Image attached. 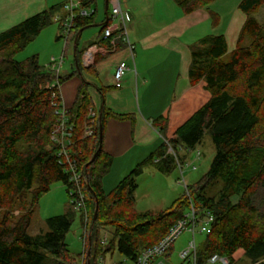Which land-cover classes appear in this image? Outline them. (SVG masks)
<instances>
[{
	"label": "trees",
	"instance_id": "16d2710c",
	"mask_svg": "<svg viewBox=\"0 0 264 264\" xmlns=\"http://www.w3.org/2000/svg\"><path fill=\"white\" fill-rule=\"evenodd\" d=\"M216 1L174 0L185 15ZM95 3L82 0L81 9L93 8ZM65 6L51 7L0 34V264H75L66 244L77 213L72 206L66 214L47 219L46 233L29 234L34 208L51 187L63 183L71 199L75 185L63 163L61 146L52 139L63 108L59 87H51L55 77L39 64L37 56L25 62L15 60ZM262 7L264 0L241 1L239 9L246 22L234 51H228L223 35H208L191 46L190 83L195 86L204 81L211 98L169 141L182 162L181 150L194 151L209 136L215 156L208 172L197 184L187 186V194L166 211L139 213L134 207L137 178L146 167L164 174L177 168L175 157L167 154L166 142L113 190H104L113 159L104 151L101 128L107 119L122 117L103 109L93 136L86 137L93 108L85 86L81 87L75 106L66 110V125L73 128L67 151L85 176L81 188L88 222L80 264H106V256L113 258L115 251L129 264H136L142 251L158 244L191 205L198 216L210 213L214 217L204 242L198 245L203 263L219 255L235 264L234 255L242 250L250 264H264V30L255 18ZM94 16H78L71 38L80 37L79 32L93 25ZM218 24V15L212 14V25ZM66 80L60 75V85ZM165 129L160 127L162 132ZM16 208L21 211L18 217L14 216ZM106 228L114 233L108 244L99 238ZM174 250L173 246L168 259Z\"/></svg>",
	"mask_w": 264,
	"mask_h": 264
},
{
	"label": "crops",
	"instance_id": "0c3cea01",
	"mask_svg": "<svg viewBox=\"0 0 264 264\" xmlns=\"http://www.w3.org/2000/svg\"><path fill=\"white\" fill-rule=\"evenodd\" d=\"M221 1L190 15L174 10L172 17L155 20L153 14L148 13L149 19H145L137 8L127 6L131 19L129 41L134 49L119 41L121 45L115 52L107 55L97 52L89 67L84 66L83 55L91 45L111 46L102 41L104 24L110 20V0H104L102 5L101 0H96L93 25L79 32L80 37L71 38L70 35L68 38L62 57L64 63L68 60L69 65L63 74L60 71L61 77L67 78L59 88L63 108L72 109L81 87L85 86V93L98 118L103 109L108 114L122 117L107 119L103 129V148L113 159L108 177L114 171L122 176L129 175L167 139L175 137L177 130L209 102L211 95L206 90V83L202 81L195 86L190 83L191 46L208 36L206 34L211 30L209 35L226 38L228 51L232 52L246 22V16L239 9L242 0H237L229 13L226 4L224 7L219 4ZM49 4L48 0H0V21L14 23V27L44 12ZM62 4L65 6L66 2ZM56 5L61 3L52 7ZM101 6L104 11L99 13ZM62 11L54 20V23L59 22L60 32L67 15L65 7ZM232 13L236 16L233 17ZM212 14L219 17V24L215 27L212 25ZM92 27H100L101 32L87 40L81 48L85 31ZM59 37L61 35L57 40ZM122 62L129 70L117 85L114 73ZM164 126L165 131H160V127ZM192 152L180 151L183 164L189 161L187 157Z\"/></svg>",
	"mask_w": 264,
	"mask_h": 264
},
{
	"label": "rangeland",
	"instance_id": "374dc122",
	"mask_svg": "<svg viewBox=\"0 0 264 264\" xmlns=\"http://www.w3.org/2000/svg\"><path fill=\"white\" fill-rule=\"evenodd\" d=\"M49 5L47 8H51L55 3H63L68 0H48ZM54 1V2H53ZM237 0H223L220 5L224 7L226 4V10L228 13L231 11ZM104 0H101V5ZM121 7L124 14H127V6L137 8L141 15L145 19H149L148 13L154 15V20L157 18H167L174 15V10L179 13L182 12L176 5L174 0H120ZM149 7L151 8L150 10ZM111 8V7H110ZM97 10V5L93 8L87 9L91 15ZM103 6L100 7L99 13L103 12ZM132 11V10H131ZM63 13V11L61 12ZM235 17L236 14L232 13ZM255 18L264 30V7L260 8ZM147 21V20H146ZM131 23V22H130ZM128 23V26L129 24ZM98 24V23H97ZM119 22L115 21V25ZM14 23L7 22L6 20L0 21V32L4 29H9ZM130 33V28L128 27ZM101 32L100 27L88 28L84 37L80 43V47L83 48L87 40L94 38ZM211 33V30L209 31ZM208 32V33H209ZM209 33V34H210ZM62 33L60 32L59 22L53 23L52 25L45 28L41 34L22 52L16 54L15 60L18 62H25L27 59L37 56L39 64L48 70L52 60L60 61L63 56V52L66 49L65 38L57 40V37ZM206 34V35H209ZM234 51V50H232ZM68 60H65L64 67L61 70H67ZM169 141V139H167ZM170 142V141H169ZM198 151L201 152V157L198 158ZM187 153V152H185ZM184 153V154H185ZM186 156V155H185ZM215 156V147L209 136H206L202 145H200L196 151L188 154L186 165L184 169V181L182 184V175L178 168H175L172 173L164 174L159 172L155 167H146L144 174L137 178L138 189L135 193V210L139 213L153 212L160 213L169 209L178 199L183 195L187 194L186 186H194L198 181L208 172L210 165ZM195 167V169H194ZM116 173L114 171L111 176H107L104 180V189L111 191L114 189L126 176ZM219 186L216 185V189ZM214 192H212V195ZM70 197L67 193V188L63 183H55L50 191L45 194L34 208V214L32 217L31 226L29 228V234L31 236H38L41 233L48 231L47 219L55 216H61L70 210ZM21 211L20 208L14 210V216L18 217ZM113 230L106 228L100 231L99 238L102 242L108 244L113 239ZM85 221L80 212L76 213L75 221L72 229L66 237V244L70 255L75 259V264H80L81 256L85 252ZM192 240L191 234L185 232L174 244L175 252L169 258V264H186L183 263L179 258V253L184 251L187 246V242ZM205 240V235H197L196 242L200 246ZM125 258L118 252L115 251L113 258L108 254L106 256V264H113L114 262L120 263ZM235 264H250L246 261L244 251L240 250L234 255ZM99 262L103 263V260L99 258Z\"/></svg>",
	"mask_w": 264,
	"mask_h": 264
},
{
	"label": "built area",
	"instance_id": "2783aa9c",
	"mask_svg": "<svg viewBox=\"0 0 264 264\" xmlns=\"http://www.w3.org/2000/svg\"><path fill=\"white\" fill-rule=\"evenodd\" d=\"M82 0H68V3L65 6L67 12L66 18L63 21L61 28V38H65L66 44L68 43V37L72 33V30L75 27V21L78 16H89L87 9H81ZM111 12H110V25L106 27L102 34V40L111 42L112 46L109 48H103L98 46L96 43L91 45L90 48L83 55V63L85 67L92 65L94 61V56L97 52L102 54H109L116 51V42L121 40L127 44L131 50L134 47L130 44L129 41V31L128 23L131 22L130 17L127 14H124L120 0H110ZM115 21H118L119 24L115 25ZM64 63V57L60 61L52 60L51 65L49 66V72L55 77L54 83L51 87L60 88V71ZM128 66L125 62H122L116 68L114 73V80L118 84L121 83L125 72L128 71ZM63 107V105H62ZM89 122L86 126L85 136L92 137L94 134V128L96 121L98 120V114L91 109L89 112ZM66 109L62 108L60 111L59 125L54 132L53 140L60 144L61 146V155L64 160L63 163L66 165L67 170L71 174V182L75 185V190L71 193L70 204L72 209L75 212H80L86 221L88 222V214L86 208L85 198L82 192V183L85 181L84 174L80 171L77 161L68 154L67 148L71 145L70 140L73 137V128L66 125ZM167 144V154L174 156L176 159L177 166L179 167L182 180V184H185L184 181V169L185 167H190V165H184L180 159H178V154L175 148L170 144L168 140L165 141ZM201 154L198 153V158ZM195 169V167H194ZM187 190V186H186ZM214 222V217L210 213H206L205 216H198L196 208L191 205L190 211L185 215V217L179 220L175 226L166 234V236L155 246L144 249L139 256L136 264H169V259L167 255L171 248L174 246L176 241L185 233H189L192 236V240L187 242V246L179 253V258L182 262L187 264H199L200 258H198V244L196 242V236L204 235L209 231L211 224ZM85 225V231H86ZM86 241V238H85ZM118 264H129L127 260H124ZM200 264H230V259L224 256L214 255L209 258L206 262H200Z\"/></svg>",
	"mask_w": 264,
	"mask_h": 264
},
{
	"label": "water",
	"instance_id": "95a60500",
	"mask_svg": "<svg viewBox=\"0 0 264 264\" xmlns=\"http://www.w3.org/2000/svg\"><path fill=\"white\" fill-rule=\"evenodd\" d=\"M102 132H103V129L101 128V134H102ZM94 159H95V158H94ZM94 159H93V161H94ZM97 214H98V208L96 209L95 214H94V221H95L96 218H97ZM200 262H201V260H199V264H200Z\"/></svg>",
	"mask_w": 264,
	"mask_h": 264
},
{
	"label": "bare ground",
	"instance_id": "6f19581e",
	"mask_svg": "<svg viewBox=\"0 0 264 264\" xmlns=\"http://www.w3.org/2000/svg\"><path fill=\"white\" fill-rule=\"evenodd\" d=\"M127 15H128V14H127ZM70 35H71V34H70ZM69 37H70V36H69ZM69 37H68V38H69ZM102 41H103V42H107V41H105V40H102ZM97 45L99 46V43H97ZM111 46H112V43H111ZM111 46H110V47H111Z\"/></svg>",
	"mask_w": 264,
	"mask_h": 264
}]
</instances>
